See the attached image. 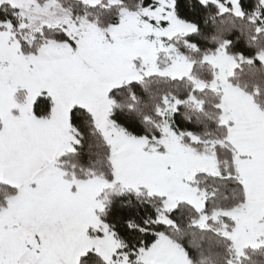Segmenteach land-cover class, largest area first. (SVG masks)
Here are the masks:
<instances>
[{"label":"snow or ice","instance_id":"obj_1","mask_svg":"<svg viewBox=\"0 0 264 264\" xmlns=\"http://www.w3.org/2000/svg\"><path fill=\"white\" fill-rule=\"evenodd\" d=\"M0 264H264V0H0Z\"/></svg>","mask_w":264,"mask_h":264}]
</instances>
